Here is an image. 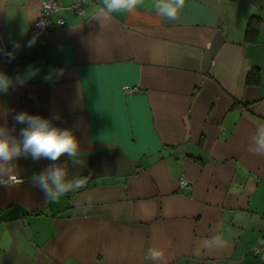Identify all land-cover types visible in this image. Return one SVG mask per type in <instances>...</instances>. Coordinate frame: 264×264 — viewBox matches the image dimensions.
<instances>
[{
	"label": "crops",
	"instance_id": "crops-1",
	"mask_svg": "<svg viewBox=\"0 0 264 264\" xmlns=\"http://www.w3.org/2000/svg\"><path fill=\"white\" fill-rule=\"evenodd\" d=\"M42 1L0 0V72L40 69L0 93V126L18 136L13 117L26 112L71 129L85 164L60 160L69 178L90 179L46 201L30 178L53 162L13 160L0 264H264V156L248 151L264 125V0H186L174 22L143 0L105 27L93 17L101 0H61L28 47ZM218 233L228 247H203ZM151 247L163 261L144 259Z\"/></svg>",
	"mask_w": 264,
	"mask_h": 264
},
{
	"label": "clouds",
	"instance_id": "clouds-1",
	"mask_svg": "<svg viewBox=\"0 0 264 264\" xmlns=\"http://www.w3.org/2000/svg\"><path fill=\"white\" fill-rule=\"evenodd\" d=\"M186 0H153V8L156 14L165 22L178 20L180 13L185 7ZM143 4V0H101V4L93 15L101 27H105L106 22L111 23L116 14H133L138 6ZM44 21L38 25L43 28ZM37 37L34 36L27 43L28 47L36 44ZM19 48V44L14 45ZM9 59H14L12 53L8 54ZM40 72L35 66H28L22 74L11 77L4 72H0V93L7 94L11 88L23 86L29 79L34 78ZM61 75L62 70H52L45 79H51V75ZM13 119L17 124H23L19 135H12L15 130L0 126V177L8 176L15 171L12 161L24 156L31 157L34 161L41 158L52 161L45 170L34 174L30 179L35 187H38L45 196L46 201L57 202L62 197L71 192L85 187L90 176H74L69 178L68 162L56 163L61 157L67 156L70 163L82 168L85 161L80 157V144L71 129L59 128L52 124L51 119L43 118L40 115H31L26 112L17 113ZM59 119V117H56ZM248 151L264 156V125L256 128L250 136ZM91 197L87 199V204L80 205L81 210L87 213L91 209ZM229 239L223 233H218L210 240L203 242L205 248H225L229 246ZM264 244V240L260 241ZM259 251V249H257ZM162 249L151 247L144 256L146 261L159 262L164 259Z\"/></svg>",
	"mask_w": 264,
	"mask_h": 264
},
{
	"label": "built area",
	"instance_id": "built-area-1",
	"mask_svg": "<svg viewBox=\"0 0 264 264\" xmlns=\"http://www.w3.org/2000/svg\"><path fill=\"white\" fill-rule=\"evenodd\" d=\"M60 1L61 0H43L42 1L40 16L32 24V26L30 28V32L29 33H30L31 36H42L44 33L47 32V30L49 28V21H50V18L52 16V14L62 8ZM92 1H94V0H92ZM72 9L78 14H83L85 12V6H84L82 1L76 3L72 7ZM41 21L45 22V25H44L43 28L38 27V25L41 23ZM59 22L61 24H63L64 23V19L60 18ZM8 54L9 53L6 51V53H5V62L6 63L12 64V63H14L15 61H17L19 59L17 54L12 53L15 56V58L10 60ZM126 90H127V92H134V91L137 90V88L128 86V87H126ZM65 162L66 161H64V160H58L56 163L63 164ZM19 180L20 179L16 175H12V176H9V177H1L0 178V184H5V183H9V182H17ZM187 185H188V180L185 177V175L182 174L180 176V186H187Z\"/></svg>",
	"mask_w": 264,
	"mask_h": 264
}]
</instances>
